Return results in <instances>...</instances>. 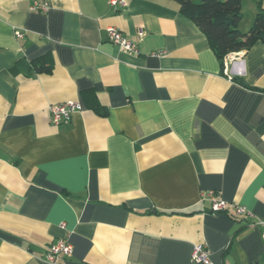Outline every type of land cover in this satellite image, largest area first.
I'll return each instance as SVG.
<instances>
[{"label":"crops","instance_id":"0c3cea01","mask_svg":"<svg viewBox=\"0 0 264 264\" xmlns=\"http://www.w3.org/2000/svg\"><path fill=\"white\" fill-rule=\"evenodd\" d=\"M124 1L0 0V264H193L197 245L264 264L262 228L233 209L264 221V44L218 60L176 1ZM260 8L241 0L240 32ZM66 101L82 110L55 126ZM63 239L71 255L44 260Z\"/></svg>","mask_w":264,"mask_h":264},{"label":"trees","instance_id":"16d2710c","mask_svg":"<svg viewBox=\"0 0 264 264\" xmlns=\"http://www.w3.org/2000/svg\"><path fill=\"white\" fill-rule=\"evenodd\" d=\"M174 1L180 5V13L206 36L218 60L233 52L246 50L257 41L264 44V9L257 11L252 26L243 33L238 30L242 19L241 0ZM28 66L38 72H49L51 69L42 60H35Z\"/></svg>","mask_w":264,"mask_h":264},{"label":"built area","instance_id":"2783aa9c","mask_svg":"<svg viewBox=\"0 0 264 264\" xmlns=\"http://www.w3.org/2000/svg\"><path fill=\"white\" fill-rule=\"evenodd\" d=\"M110 7L114 9H124L126 7V2L124 0H108ZM34 11L45 12L49 9L46 3H40L39 1H34L32 7ZM108 40L122 49L123 51L130 54H138L139 49L136 44L130 42L120 31L115 28H107ZM15 37H22V32L15 31ZM163 52L153 54V56H161ZM82 106L78 102L66 101L61 104L51 105L49 107L50 120L53 125H59L62 123H68L73 116V114L80 112ZM205 197L210 202V213L213 215L220 214L224 212L227 208V203L222 199H217L214 196V192H208ZM234 213L236 217L242 218L248 222L251 226H259L262 228V237L264 240V221L254 223L251 221L252 214L244 206H233ZM64 228L62 224L60 226ZM72 253V246L66 240H59L56 244L50 246L48 251L43 256V259L47 262L53 263L60 256H69ZM191 262L193 264H212L210 260V252L203 245L194 246L191 252Z\"/></svg>","mask_w":264,"mask_h":264}]
</instances>
